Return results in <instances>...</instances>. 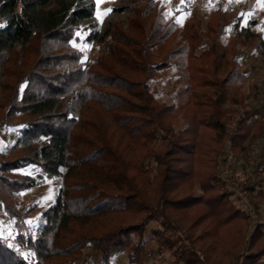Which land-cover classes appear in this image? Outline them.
<instances>
[{
	"label": "trees",
	"instance_id": "obj_1",
	"mask_svg": "<svg viewBox=\"0 0 264 264\" xmlns=\"http://www.w3.org/2000/svg\"><path fill=\"white\" fill-rule=\"evenodd\" d=\"M94 6L93 0H0V76H17L0 102V126H19L13 145L18 155L0 161V216L13 221L23 248L6 245L0 236V264H68L52 258L57 254L88 264L82 260L87 246L97 264H110L122 252L128 263L143 264L144 232L154 220L156 252L171 250L172 264H208L215 248L213 241L204 244L212 240L210 229L198 252L181 212L205 204L192 223L212 216L219 227L247 215L234 205L216 165L227 148L245 151L264 128L259 108L223 107L228 86H240L244 76L236 55L223 79H211L207 60L215 64L225 54L219 39L228 22L209 24L203 34L194 16L180 26L159 8L150 14L149 0L117 7L132 11L127 26L113 25L99 36ZM80 31L85 40L109 37L106 50L83 60L72 44ZM243 36L254 34L247 29ZM256 49L264 59V37ZM24 51L32 52L29 58L21 59ZM173 66L174 99L159 103L151 81ZM211 86L219 90L194 95ZM175 109L187 117L184 127L174 128ZM203 133L210 139H202ZM28 165L34 174L12 172ZM262 165L264 156L251 176ZM54 178H61V186L33 232L25 222L29 209L19 211L12 196ZM192 183L201 193L183 188ZM258 183L247 187L250 197ZM172 211L180 215L171 218ZM126 213L130 220L122 218ZM90 220L95 224L84 229ZM262 226L257 223L252 235L264 234ZM262 257L264 247L233 264H257Z\"/></svg>",
	"mask_w": 264,
	"mask_h": 264
},
{
	"label": "rangeland",
	"instance_id": "obj_2",
	"mask_svg": "<svg viewBox=\"0 0 264 264\" xmlns=\"http://www.w3.org/2000/svg\"><path fill=\"white\" fill-rule=\"evenodd\" d=\"M94 12L92 19L96 23L98 35H102L105 31L116 24L126 27L128 20L132 15L130 9L117 10V7L124 4L142 5L149 0H93ZM155 8H159L168 19L174 20L178 25H183L185 20L194 16L199 19L197 28L205 34L207 33V25L214 24L218 20L228 22L221 34L220 42L223 46L225 54L213 64L211 60H207L208 66L213 69L211 79L214 81L223 79L231 69V59L236 55L239 64V70L243 71L244 76L240 86L229 85V91L225 95L223 107L235 108L238 111L248 109L247 107L259 108V113L264 117V59L259 57L256 49L257 40L259 37H264V0H153V6L150 8V14ZM221 16V17H220ZM228 20V21H227ZM2 22L0 21V25ZM249 29L254 36L244 37L243 32ZM216 32H220V28H216ZM78 38L72 41V44L83 51V60L91 61L94 57L106 50L109 37L102 41L97 39L85 40V33L80 31L77 33ZM212 36H209V39ZM203 46H206L203 43ZM31 51L22 52L21 59L29 58ZM234 55V56H233ZM19 59V60H21ZM14 63H11L12 65ZM176 67L173 66L167 71H159L155 78L151 81V88L155 92V98L159 103L170 102L174 99L176 89ZM16 74L8 76H0V102H3L11 86L8 84L15 83ZM217 86L204 87L195 90L194 95L205 91H218ZM175 119L172 120L174 128L184 127L188 120L179 110L173 111ZM1 115V110H0ZM259 118V115L256 116ZM1 120V116H0ZM167 119L166 123H169ZM19 132V126L2 125L0 126V161H7L16 157L19 153L18 148H13L15 140ZM202 139H210L207 134L200 135ZM219 137V136H218ZM217 143V140L214 141ZM247 149L241 153L229 150L219 158L216 165V173L224 182L222 183L227 190L231 192V199L236 207L244 210L247 215L237 216L233 221L223 225L215 226V221L212 216L201 218L200 222L193 224L192 221L200 213L205 211V204L196 205L188 210H183L182 216L185 220H180L183 229H189L194 248L200 252L204 248V244L214 242L213 255H208V264H233L238 257L242 259L246 254L256 252L261 247H264V234H254L256 224L264 222V165L261 166L258 173L251 176L256 163L264 156V128L256 138L246 142ZM231 152V153H229ZM233 154L226 161L224 156ZM228 154V155H229ZM12 172L34 174L35 168L32 165L13 169ZM10 172V173H12ZM226 172V173H225ZM224 175V176H223ZM225 177V178H224ZM230 177L233 181L228 185L226 178ZM256 189L251 194L247 191V187L254 182ZM227 185V186H225ZM61 186V178L47 180L46 183L33 186L25 190L15 192L12 196L14 205L19 211L29 209L30 212L25 219V222L33 232L42 225L41 211L52 203ZM184 189H191L194 194L201 193V188L197 183L187 184ZM261 191L262 194H257ZM171 218L180 215L179 211L169 212ZM122 218L130 220V214H122ZM121 216V215H119ZM177 219V218H176ZM95 224L94 220L88 221L83 225L84 229L91 228ZM192 224V227L190 226ZM214 225L212 228L211 226ZM159 227L157 221H151L145 229V256L146 260L143 264L155 262L156 264H172L173 255L171 250L165 248L161 252H156V240L152 233V229ZM206 229H210L212 240H206ZM264 231V226H262ZM16 229L13 221L0 216V236L2 241L15 248L20 247V243L15 241ZM252 235V236H251ZM134 236L133 238H135ZM204 239V240H201ZM204 241V244H203ZM210 251V250H208ZM205 250V253H208ZM202 252V251H201ZM92 248L87 246L83 249L82 257L88 264H97L92 256ZM203 254V253H202ZM72 255L57 254L52 258L68 261V264H76L72 262ZM70 261H69V260ZM127 255L122 252L118 255H112L110 264H132L128 263ZM257 264H264L262 257Z\"/></svg>",
	"mask_w": 264,
	"mask_h": 264
},
{
	"label": "built area",
	"instance_id": "obj_3",
	"mask_svg": "<svg viewBox=\"0 0 264 264\" xmlns=\"http://www.w3.org/2000/svg\"><path fill=\"white\" fill-rule=\"evenodd\" d=\"M229 153H231V152H229ZM229 153H228V154H229ZM228 154L226 155V158H225L226 161L228 160V158H231V157L233 156V154H229V155H228ZM225 173H226V172H225ZM223 176H224V175H223ZM224 178H225V177H224ZM226 181L228 182V185H229V184L232 183L233 180H232L230 177H228V178H226Z\"/></svg>",
	"mask_w": 264,
	"mask_h": 264
}]
</instances>
